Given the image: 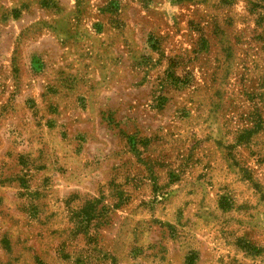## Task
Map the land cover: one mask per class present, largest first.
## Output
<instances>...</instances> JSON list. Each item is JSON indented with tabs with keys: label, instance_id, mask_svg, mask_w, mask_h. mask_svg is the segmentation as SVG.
<instances>
[{
	"label": "rangeland",
	"instance_id": "obj_1",
	"mask_svg": "<svg viewBox=\"0 0 264 264\" xmlns=\"http://www.w3.org/2000/svg\"><path fill=\"white\" fill-rule=\"evenodd\" d=\"M0 264H264V0H0Z\"/></svg>",
	"mask_w": 264,
	"mask_h": 264
}]
</instances>
